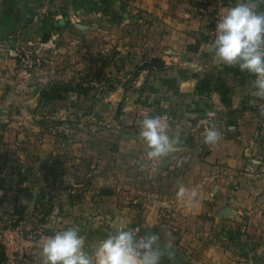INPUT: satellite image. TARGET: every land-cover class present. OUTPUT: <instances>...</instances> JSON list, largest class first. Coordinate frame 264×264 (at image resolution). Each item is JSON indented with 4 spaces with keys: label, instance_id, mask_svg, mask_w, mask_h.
<instances>
[{
    "label": "crops",
    "instance_id": "0c3cea01",
    "mask_svg": "<svg viewBox=\"0 0 264 264\" xmlns=\"http://www.w3.org/2000/svg\"><path fill=\"white\" fill-rule=\"evenodd\" d=\"M148 2L131 3L145 6ZM105 5L109 7L105 8ZM128 8L121 0H110L106 4L105 0H0V21L3 16H8L9 21L8 26H0V41L14 43L23 38L45 37L53 29L52 33L65 26V19L60 16L81 12L82 24L74 27L76 29H68L79 36L93 38L96 34L93 29L102 28L98 26L100 22L117 21L120 32V20L128 15ZM149 9L153 11L149 14V32L140 29L148 42L139 46L125 44L128 35L124 33L116 51L105 55V67L101 68L100 64L95 68L105 69L112 80H117L118 85L123 84L115 92L109 90L108 93L110 99L114 95L120 97L131 114L139 107L155 115L168 111L174 117V132L169 134L174 141L172 150L164 157L151 160L171 170V174L177 171L172 184L180 183L178 189L183 186L184 193L176 210L183 215L180 222L183 226L187 215L198 216L195 226L198 249L191 255L192 249H184V238L174 242L165 229H155L153 236L157 246L165 249L161 264H264V95L258 94L254 87L255 78H244V72L238 67L224 65L215 56L208 41L207 16H202L200 11L191 14L183 11L180 17H162L158 9ZM68 16L64 15V18L68 20ZM133 18L141 22L145 17L133 15ZM79 65L95 69L92 64H83L84 67L78 63L69 67V74L58 67L52 69L51 75L43 72L30 80L28 77L20 81L12 74L16 66L14 59L0 53V154L6 151V158L13 155L17 158L16 161H4L0 155V215L3 217L28 213L35 205L36 209L47 210L49 202L53 204H49L53 212L60 214L65 211V206H76L72 198L76 192L81 193L86 202L91 199L85 208L87 214V210L92 209L90 214H93L94 209L101 206L97 209L100 214L89 215L90 221L84 222L83 230L104 231L106 216L110 217L108 222L112 217L117 218L113 221L116 228L121 223L129 225L126 214L136 215V207L131 211L128 205L122 204V197L115 189H98L97 194L91 190L90 194L83 191L86 189H82L81 182L85 181L78 166L92 163L88 158L78 156L81 152L74 150L77 143L64 147L61 141H51V134L43 132L40 125L30 131L35 119H47L58 113L49 110L50 105L34 109L35 97H39L38 102H46L49 100L45 98L52 95L55 97L52 101L57 104L54 107L68 105L75 109V101H71L74 97H94L89 89L74 87ZM199 86L207 90L201 91ZM219 88L230 91L223 95ZM75 109L66 116L73 124L80 116L79 110ZM208 128H215L220 133L214 144L205 142ZM126 130L116 137L117 151L130 162L133 159V163H141L148 158L149 149L139 135L140 128L128 127ZM37 131L43 134V140H37ZM107 144L111 145V142L105 146ZM86 147L85 144L83 148L88 149ZM1 165H6L5 173H2ZM96 173V170L90 171L87 179ZM67 198H72L70 205L66 203ZM115 223L107 227L113 228ZM165 226L169 229L168 223ZM68 227L60 221L51 228L60 231ZM52 234L44 232L35 244L38 264H44L41 241ZM103 239L104 236H97L96 241H85V250L93 251V246ZM178 240L183 244L180 251L176 248ZM0 264H6V255L4 261L0 259Z\"/></svg>",
    "mask_w": 264,
    "mask_h": 264
},
{
    "label": "rangeland",
    "instance_id": "374dc122",
    "mask_svg": "<svg viewBox=\"0 0 264 264\" xmlns=\"http://www.w3.org/2000/svg\"><path fill=\"white\" fill-rule=\"evenodd\" d=\"M130 1L136 2L137 0H121L123 5H126V7L129 6V8L127 9L128 15L126 17H123L124 19L120 20L122 22L119 26L121 29L120 32L117 28V21H115L114 23L105 22V24L100 22L98 26H102V28L99 29V27H96L95 29H93V31H95L96 33L94 34L93 38L90 39L79 36L73 30L68 29L70 27H72V29H76L79 25L82 24L83 14L81 12V14H64L65 16L69 15V19L72 17L69 21L64 18V15L60 16V18L65 19L66 23L62 28H56V32H58L59 34L54 39L51 38V35L53 34L52 31L54 30L53 29L45 37H33L30 39L23 38L22 41L17 40L16 42L11 43V45L18 44L20 46H26L28 41H33L36 44L30 46L32 47V49H37V41H52L50 42L49 46L40 51L39 55L40 57H44L45 61H38L36 57L37 54L33 56L36 59L31 57L35 63V66H32L33 71L31 72L29 80L31 79V77L35 76L38 73L45 72L48 75H51L52 69H57L58 67H62L63 69H65L64 73L69 74V67L76 66V64L78 63H82V66L84 67L85 65L83 64L87 63L92 64L94 68L99 66L100 64L101 68L105 67V55H111L112 52L116 51L118 42H121L124 33L128 35V37H124L125 44L127 43L131 46L146 44L148 40L146 39L145 34H143L140 29H146V31L149 32L148 20L151 18L149 17V14L153 13V11H151L150 9V11L148 10V8L150 7L152 9H158L159 16L161 15L162 17L165 15L179 16L183 11L190 12V14L192 12L199 13L200 11L201 14L206 17V12L209 13L212 9H215L217 5V0H146L149 2L145 3V6L141 5L144 4V0H141L140 6L137 4L134 5ZM231 1L236 2L238 0ZM258 6H260V4H258ZM88 10L89 8L85 10V13H88ZM100 13L101 12H99L98 15L99 18L101 17ZM133 15H140L145 18H142V21L140 22L138 20H134ZM130 17L131 19L126 22V20ZM99 21H101V19ZM68 25L71 26L68 27ZM208 25V32L210 33V23H208ZM123 29L126 30L123 31ZM140 34H143V37H140ZM209 38L210 36L208 34V41ZM16 58L19 59L18 57ZM17 59H14L16 66L14 67L12 74H14L16 78L20 79L21 81L22 76L19 75L17 71H15L20 69L21 67V60ZM76 72L78 81L76 84H74L76 85L74 87H78L82 90L89 89L88 91L92 95H94V97H74V99H71V101H75L74 106L76 107V109L69 107L68 105H65L64 107H54L53 105L57 104L52 100L46 102L44 101L45 103L38 102L39 97H35V104L33 105L34 109L37 110L50 105L48 109L58 113L47 119H41V117L35 119L34 125H31L30 127V131H34L35 128L38 129V126L40 125L41 128H43V132L48 131L49 134H51V141L54 139L58 142L61 141L64 147H67L71 143H77V146H75L74 150H76V152H81V154H78V156L88 158V161L92 163L89 166H78V169L82 171V174L80 176L81 178H84V181L86 182H81L82 189H86L83 191L87 194H90L89 190H91L92 193L95 194V191L98 189L101 191H104V189L106 188H109L113 191L115 189L116 192H118V194L122 197V204H125L126 206L128 205L131 208V211H134L133 207L135 206L136 215L129 213L126 214V216L129 218H126V224L129 223V225L126 226L134 230L138 239L141 237H145V232L150 231L151 229H159V231H163V229H165L164 232L170 233L174 242H177V238H184V240L186 241L185 247L183 246L184 249H186V251L188 250V248L192 249V252L190 251V253L191 255H193L198 249V247L195 246V240L198 238V233L195 227L198 216L192 217L187 215L184 226L180 223L182 220L181 216L183 215L176 210L177 207H180V205L176 207V204L181 203L179 202V198L181 196L177 195L180 183L174 182L172 184V181L177 178L175 174V172L177 171H174V173L171 174V170L163 167L161 164H159L158 161H153L149 158H145V160H143L141 163H133V159H131L130 162V159H127L126 156H123V153H121L122 155H119L117 151V135L121 134L122 131H127L126 129L130 127L132 118L135 116V113L140 112L141 108L137 107V109L134 110L135 113L132 112L131 114V111L129 110V108H126V105L122 103L123 100H120V97L114 95L110 99L108 91L110 90L115 92L114 90L120 88L121 86H123V84L121 83L120 85H118V81L115 79V81L112 80V78L107 75L105 69L97 70V68H95L94 70H91L88 66L83 68L79 65ZM113 78H116V76H114ZM71 79H73V77ZM23 80H25V78ZM109 82H112V84H109ZM50 83H52L53 85L55 84L53 82H48V84ZM68 86L72 87V85ZM45 87L39 86V88L43 89H45ZM62 87L66 88L67 86ZM73 109H75V111L79 110L80 113V116L76 118L74 124L73 122H71V120L69 122L68 120H66L68 118H66V116L69 115L68 112ZM39 121L43 122L38 123ZM37 132V140H43V134L40 131ZM111 138L116 139L111 140ZM108 141L111 142V145L107 144L105 146ZM35 142L37 143V141ZM85 144L87 146L86 148L88 149L83 148ZM1 153L2 154L0 155L4 159V161H9L11 159L15 161L17 160L14 155L12 156V158H6V151H2ZM86 153L87 155H85ZM35 156L36 154H34V157ZM5 168L6 165H1L2 173H5ZM55 169H59V167H56ZM84 169L87 170L85 171ZM95 170L98 173L87 179V175L89 174V172ZM107 175L111 177V180H109V176L107 177ZM82 183H85V185H83ZM72 198L73 201H76V203H74L76 206H65V211L60 214L53 212V207L49 205L52 203L49 202L46 205L47 210H40V208L36 209L35 205V208L33 207V210L30 209L28 213L20 212L9 215L8 217H3V215H0V223L2 225H9L10 220L15 219L16 221L14 223L12 222V225L14 227L20 224H31L40 229L44 234V232L54 233L55 229L51 228L52 225L61 221L69 227H78L80 234L83 236L85 241L91 239L92 241H96L97 236H104L106 238L110 233H114L116 231L117 225L113 221H117V218L112 217V220L108 222L109 220L107 219L110 217L107 218V216L105 217L104 231L98 232L97 230L81 229V227H85L84 222L90 221V216L96 215L95 213L100 214V211L97 209H100L101 206H98L96 209H94L95 213L93 214H90L93 212L92 209L91 211L87 210V212L89 213L87 214L85 212V208L88 207L87 204L91 199L89 198L86 202L87 199L85 197H82L81 193L77 194V192L75 195H73ZM71 199H68V202L65 200L66 203L69 204ZM20 221L22 223H19ZM172 222H174V224ZM70 223L73 224L70 225ZM113 223H115L112 226L113 228L107 227V225ZM167 223L169 224V229H167L165 226V224ZM171 224L172 227H170ZM39 238L40 237H38V239ZM0 241L2 240L0 239ZM178 244L179 246H176V248L180 251V247L181 245H183L181 243V240H178ZM2 257H5V251L4 247L0 245L1 260Z\"/></svg>",
    "mask_w": 264,
    "mask_h": 264
},
{
    "label": "clouds",
    "instance_id": "9594fccd",
    "mask_svg": "<svg viewBox=\"0 0 264 264\" xmlns=\"http://www.w3.org/2000/svg\"><path fill=\"white\" fill-rule=\"evenodd\" d=\"M256 8V4L244 0L224 13L216 22L212 48L222 64L252 74L254 87L264 95V13ZM139 135L149 149V159L166 156L174 145L167 123L159 116L145 117ZM219 138L218 130L206 129V143L214 144ZM183 193L181 186L177 195ZM41 244L44 264H161L165 252L154 236L138 239L124 223L94 245L91 252L85 250L78 227L55 231Z\"/></svg>",
    "mask_w": 264,
    "mask_h": 264
},
{
    "label": "built area",
    "instance_id": "2783aa9c",
    "mask_svg": "<svg viewBox=\"0 0 264 264\" xmlns=\"http://www.w3.org/2000/svg\"><path fill=\"white\" fill-rule=\"evenodd\" d=\"M240 2H244V0H238L236 2L217 0V5L215 9H212L209 13L206 12V16L208 17L210 23L209 42L211 44L214 39V30L218 19L224 13H226L230 8L234 7L237 3ZM247 2L256 4L257 6L256 10L258 11L259 3L257 0H247ZM71 18L69 19L68 16L67 19L71 20ZM58 34L59 33L55 31L51 35V38L52 39L56 38ZM50 42L52 41H48V42L37 41V46H38L37 49L36 48L32 49L30 45L36 44L33 41H28L26 46H20L18 44L11 45V43L4 41V42H0V53L3 56L12 59H17L16 57H18L21 60L20 63L21 67L20 69L17 70V73H19V75H21L23 79L24 78L27 79L28 77H30L31 72L33 71L32 66H35V63L32 60V58H34L33 56L37 54L36 57L38 61L41 60L45 61L44 57H40L39 54L42 49H45L47 46L50 45ZM1 79L2 77L0 76V80ZM156 116H159L164 122L167 123L169 134L174 132V125H173L174 117L168 111L156 115L155 114L152 115V112L150 111L148 112L146 110H141L140 112L135 113V116L132 118V123L130 124V127L140 128V122L145 117H156ZM240 214H242V212ZM15 221H16L15 219H11L9 225H2L0 223V239L2 240L0 241V245L4 247V251L6 255V264H38V255L35 249V243L38 240V237H40L43 234V232L31 224H26V225L20 224L14 227L12 225V222L14 223ZM19 223L22 222L20 221Z\"/></svg>",
    "mask_w": 264,
    "mask_h": 264
},
{
    "label": "trees",
    "instance_id": "16d2710c",
    "mask_svg": "<svg viewBox=\"0 0 264 264\" xmlns=\"http://www.w3.org/2000/svg\"><path fill=\"white\" fill-rule=\"evenodd\" d=\"M225 1H231V0H225ZM258 1H259V4H260V6H258V11L261 12V13H264V0H258ZM106 3H110V0H105V4ZM108 7H109L108 5H105V8H108ZM7 19H8V16H3L2 20L0 21V26L1 27H5V26L9 25V21ZM10 40L13 41L14 39H10ZM242 75L245 76L244 78H246V76L247 77H251V78H255L252 74H250V73H248L246 71ZM200 89H201V91H206L207 90L206 88H204V86H201V87L199 86V90ZM219 90H221L223 92V95H226L230 91V89H228V88H225V90H222L221 88H219ZM46 98L48 100H52L55 97H52V95H50L49 97H46ZM58 98H60V97H58ZM2 260L4 261L5 257L4 258L2 257Z\"/></svg>",
    "mask_w": 264,
    "mask_h": 264
},
{
    "label": "water",
    "instance_id": "95a60500",
    "mask_svg": "<svg viewBox=\"0 0 264 264\" xmlns=\"http://www.w3.org/2000/svg\"><path fill=\"white\" fill-rule=\"evenodd\" d=\"M154 233H155L154 229H151L150 231H146V232H145V237H146V236H153Z\"/></svg>",
    "mask_w": 264,
    "mask_h": 264
}]
</instances>
